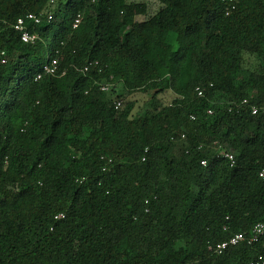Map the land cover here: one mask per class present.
<instances>
[{
  "label": "trees",
  "instance_id": "1",
  "mask_svg": "<svg viewBox=\"0 0 264 264\" xmlns=\"http://www.w3.org/2000/svg\"><path fill=\"white\" fill-rule=\"evenodd\" d=\"M158 2L0 0V264L264 260V0Z\"/></svg>",
  "mask_w": 264,
  "mask_h": 264
},
{
  "label": "built area",
  "instance_id": "2",
  "mask_svg": "<svg viewBox=\"0 0 264 264\" xmlns=\"http://www.w3.org/2000/svg\"><path fill=\"white\" fill-rule=\"evenodd\" d=\"M52 18L51 13H47V19L50 20ZM32 21V23L37 24L41 21L40 15H37L33 12H28L23 16H20L16 19V22L13 24V28L19 33V37L21 41L25 43H34L36 42L40 36L35 31L28 29V22ZM81 21V14L78 13L73 19L72 27L75 28ZM55 52H58L56 50ZM4 61V60H3ZM92 62H88L84 66L80 67L79 70H81L83 73L87 72L91 66ZM59 67V61L56 56H53L49 58L45 63L41 65L40 72L37 73L36 78H40L41 75H55L58 72ZM64 71H62L61 74H63ZM112 86L111 83H99V87L102 91H108L110 87ZM195 91L198 96L204 95V88L200 86L195 87ZM247 99L244 98L241 103H246ZM115 108H118L121 105L120 100H116L113 102ZM236 110L239 109V107H235ZM228 110H231V107L228 108ZM208 113H212V110L209 109L207 111ZM251 112L252 113H258L262 112L264 113V105L251 106ZM192 119H194V116H191ZM182 137H184V134H182ZM224 157H226L229 160L230 165L234 163V157L232 153L230 152H223ZM201 164H205V160L201 161ZM259 176L264 178V167L259 171ZM62 214H59L57 216L61 217ZM264 236V221L256 223L249 232H234L232 235H230L226 240L216 243L215 245H209V250L213 251L214 253H220L222 250H224L229 245H236L238 243L244 242L247 244H251L257 240L260 239V237ZM264 263L263 257L258 256L256 259L248 261L246 264H262Z\"/></svg>",
  "mask_w": 264,
  "mask_h": 264
},
{
  "label": "rangeland",
  "instance_id": "3",
  "mask_svg": "<svg viewBox=\"0 0 264 264\" xmlns=\"http://www.w3.org/2000/svg\"><path fill=\"white\" fill-rule=\"evenodd\" d=\"M133 1H144L146 2L147 6H148V12L149 14L154 13L160 6V3L158 2V0H133ZM117 89H119V85L116 84ZM134 96L136 99H146L147 94L145 92H138V93H134V95L132 94H125V96ZM167 98V97H166ZM168 99V98H167Z\"/></svg>",
  "mask_w": 264,
  "mask_h": 264
}]
</instances>
